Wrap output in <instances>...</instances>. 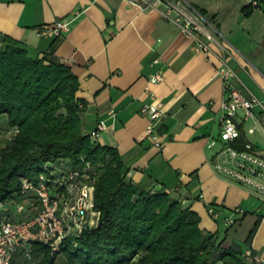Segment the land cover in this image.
<instances>
[{
    "label": "crops",
    "instance_id": "obj_1",
    "mask_svg": "<svg viewBox=\"0 0 264 264\" xmlns=\"http://www.w3.org/2000/svg\"><path fill=\"white\" fill-rule=\"evenodd\" d=\"M184 2L214 22L211 52L194 50L163 4L139 0H0V35L15 39L31 57L51 55L69 66L78 81L76 96L85 101L84 131L104 121L96 141L118 151L132 182L174 195L224 247L243 242L256 224L249 249L264 258V191L218 172L219 145L207 146L220 130L221 59L234 71L232 87L264 105V1L248 15L242 8L251 0ZM57 19L68 20L65 32L37 34L38 26ZM157 69L163 79L149 84ZM152 101L166 110L160 147L145 134L147 118L139 113L142 103ZM252 113L238 110L235 120L239 134L264 156V111L255 105ZM31 249V243L29 254L19 249L11 264H40L41 255Z\"/></svg>",
    "mask_w": 264,
    "mask_h": 264
},
{
    "label": "trees",
    "instance_id": "obj_2",
    "mask_svg": "<svg viewBox=\"0 0 264 264\" xmlns=\"http://www.w3.org/2000/svg\"><path fill=\"white\" fill-rule=\"evenodd\" d=\"M243 6L248 15L264 0ZM196 7V6H195ZM197 8V7H196ZM204 13L202 8H197ZM77 77L54 56L31 57L15 39L0 35V201L13 209L20 177L35 178L47 161L62 162L65 173L93 186L97 220L56 250L31 242L40 264L61 253L66 264H252L244 255L256 230L243 242L224 247L215 232L199 227V216L174 195L145 189L128 176L118 151L83 129L85 101L76 96ZM240 135L232 146L242 149ZM13 204V205H12ZM36 201L18 219L33 217ZM12 218L15 216L11 213Z\"/></svg>",
    "mask_w": 264,
    "mask_h": 264
},
{
    "label": "built area",
    "instance_id": "obj_3",
    "mask_svg": "<svg viewBox=\"0 0 264 264\" xmlns=\"http://www.w3.org/2000/svg\"><path fill=\"white\" fill-rule=\"evenodd\" d=\"M139 1L153 7L163 4L166 8L165 15L178 25L183 34L192 39L194 50L212 51L210 43L215 40V24L195 6L185 3L184 0ZM251 3L258 5L256 0H251ZM170 11L174 12L173 17L169 16ZM68 24V20L57 19L50 25L38 26L37 34L57 36L68 29ZM156 61L157 59L154 60ZM220 64L218 74L224 90L220 105V130L215 138L209 140L207 146L219 145L216 151L219 160L214 162L218 172L231 180L250 184L264 191V183L258 181L259 178L264 179V157L249 141H246L240 150L232 146V142L240 136L235 120L237 111L242 110L244 116H251L255 105H260L262 111L264 105L255 95L245 96L232 87L230 78L234 75L233 69L222 59ZM162 79L163 74L157 69L148 75L147 82L156 84ZM147 91L149 92V89ZM139 113L147 118L145 134L150 137L154 146L160 147V126L166 116L162 103H142ZM105 127L104 121L99 120L89 132L90 137L96 140ZM43 168L44 171H40L35 178L20 177L21 195L20 199L12 204V210L8 206L9 201H0V264H11L13 255L21 248L29 254L28 247L33 240L56 250L68 236L78 235L85 226L96 223L98 213L93 207V186L77 178L75 171L65 173L62 162L47 161ZM33 201L37 203V213L28 219H18L17 216L28 204L32 205ZM11 213L15 215L13 218ZM209 214L215 216L216 212L210 209ZM244 255L251 256L249 247L244 249ZM252 259L264 262V258L254 256Z\"/></svg>",
    "mask_w": 264,
    "mask_h": 264
},
{
    "label": "rangeland",
    "instance_id": "obj_4",
    "mask_svg": "<svg viewBox=\"0 0 264 264\" xmlns=\"http://www.w3.org/2000/svg\"><path fill=\"white\" fill-rule=\"evenodd\" d=\"M1 120H3V118L1 117L0 118V121ZM4 139H0V146H2L3 145V143H4ZM1 148V147H0ZM262 156V155H261ZM262 157H264V156H262ZM54 264H66L65 263V258H64V256L61 254V253H57V256H56V258L54 259Z\"/></svg>",
    "mask_w": 264,
    "mask_h": 264
}]
</instances>
